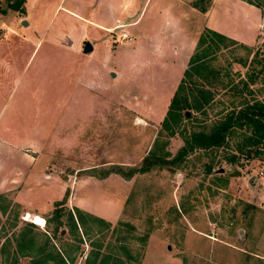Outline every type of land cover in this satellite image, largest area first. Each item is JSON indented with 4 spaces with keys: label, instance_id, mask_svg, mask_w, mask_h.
Here are the masks:
<instances>
[{
    "label": "rangeland",
    "instance_id": "obj_1",
    "mask_svg": "<svg viewBox=\"0 0 264 264\" xmlns=\"http://www.w3.org/2000/svg\"><path fill=\"white\" fill-rule=\"evenodd\" d=\"M13 1L0 0V264H264V148L237 153V132L168 164L185 133L231 108L232 84L264 99V12L220 0L207 23L196 0H138L137 13L131 0ZM206 28L236 44L193 79L213 104L171 132L162 123ZM144 158L157 161L122 176Z\"/></svg>",
    "mask_w": 264,
    "mask_h": 264
},
{
    "label": "trees",
    "instance_id": "obj_2",
    "mask_svg": "<svg viewBox=\"0 0 264 264\" xmlns=\"http://www.w3.org/2000/svg\"><path fill=\"white\" fill-rule=\"evenodd\" d=\"M26 0H14L9 2V8L14 11L23 12V5ZM244 1L247 4L254 6L261 12H264V0H239ZM205 3V5H204ZM192 8L196 9L200 13H206L210 6V0H196L192 4ZM236 44V41L230 39L216 31L211 29H204L200 34L194 51L189 58L187 69L184 71V77L180 81V84L175 91L167 117L162 123L163 128L175 132L176 127L181 125L184 120H189L183 114V111L195 110L201 111L204 107L211 106L214 102V95L211 91L206 89H200L196 80H205L207 74L213 70L211 61L213 56L221 49L227 48V44ZM259 75H250V83L255 82V77ZM196 80H193V79ZM186 81L189 82V86H186ZM242 88L247 91L251 99L246 100L242 98L243 89H239V83L232 84L230 89L226 91V95L233 99L229 103L231 107L227 110L219 119L214 122L209 128H201L200 131H190L183 135V146L179 149L177 154L168 161L171 165H180L185 159L193 154L197 150L207 151L211 149L221 148L225 146L235 133L240 132L242 136L241 142L236 145L237 153H246L247 155H259L261 149L264 148V99H258L254 96V93L250 91L247 85V81H240ZM189 90V95L186 92ZM239 99V101H237ZM185 132V131H184ZM157 161V160H156ZM154 159L150 161L149 158L143 159V166L131 171L126 175H122L125 179H130L134 172H146L150 166L155 162ZM231 162V161H230ZM233 162V159H232ZM162 164V161H158ZM68 193L65 195L67 196ZM57 212V211H56ZM72 227L76 228V223L71 217ZM78 222L83 224V219L78 217ZM59 262L63 263V260ZM99 264H107V260L101 259ZM111 264H119L117 260H114Z\"/></svg>",
    "mask_w": 264,
    "mask_h": 264
},
{
    "label": "crops",
    "instance_id": "obj_3",
    "mask_svg": "<svg viewBox=\"0 0 264 264\" xmlns=\"http://www.w3.org/2000/svg\"><path fill=\"white\" fill-rule=\"evenodd\" d=\"M219 1H220V0H213V2H212V7H211L210 11H209V12H206V13H204V14L202 13L203 16H204V18L206 19V22H207V23H209L212 14L216 11V6H217V4L219 3ZM234 1L244 4L243 2H241V1H239V0H234ZM137 4H138V0H131L130 6L136 10V11H135L136 13H137ZM104 5H105V3H104ZM107 6H109L110 8L112 7V9L114 8V5H111V3H109V2H107ZM249 7H252V6H249ZM106 8H107V7H105V9H106ZM190 9L192 10L191 12H195V13H196V12H199V11H196V10H194V9H192V8H190ZM216 32H217V31H216ZM220 34H221V33H220ZM222 35H223V34H222ZM224 36H228V38L231 37L230 34H225ZM234 40H235V39H234ZM194 45H196V44H195V41H194L192 47H193ZM194 47H195V46H194ZM263 195H264V194H263ZM257 204L260 206V202H259V201H257ZM258 208H263L262 210H263V212H264V196H263V200H262V206H260V207H258Z\"/></svg>",
    "mask_w": 264,
    "mask_h": 264
},
{
    "label": "bare ground",
    "instance_id": "obj_4",
    "mask_svg": "<svg viewBox=\"0 0 264 264\" xmlns=\"http://www.w3.org/2000/svg\"><path fill=\"white\" fill-rule=\"evenodd\" d=\"M27 220L33 219L37 225H43L44 220L39 216H31L30 214L27 215Z\"/></svg>",
    "mask_w": 264,
    "mask_h": 264
},
{
    "label": "water",
    "instance_id": "obj_5",
    "mask_svg": "<svg viewBox=\"0 0 264 264\" xmlns=\"http://www.w3.org/2000/svg\"><path fill=\"white\" fill-rule=\"evenodd\" d=\"M25 23V22H24ZM92 50V46H91V44L89 43V42H87L86 44H85V47H84V53H87V52H89V51H91ZM111 76L112 77H115V74L114 73H111ZM188 112L186 113V116H188Z\"/></svg>",
    "mask_w": 264,
    "mask_h": 264
},
{
    "label": "built area",
    "instance_id": "obj_6",
    "mask_svg": "<svg viewBox=\"0 0 264 264\" xmlns=\"http://www.w3.org/2000/svg\"><path fill=\"white\" fill-rule=\"evenodd\" d=\"M261 179L264 180V169L258 173Z\"/></svg>",
    "mask_w": 264,
    "mask_h": 264
}]
</instances>
